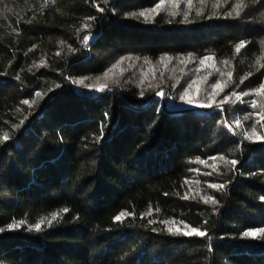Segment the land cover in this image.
<instances>
[{
  "label": "trees",
  "instance_id": "obj_1",
  "mask_svg": "<svg viewBox=\"0 0 264 264\" xmlns=\"http://www.w3.org/2000/svg\"><path fill=\"white\" fill-rule=\"evenodd\" d=\"M237 2L0 0V264H264V236H243L264 229V139L235 125L264 100L169 110L184 85H140L135 67L90 93L118 61L204 57L227 61L225 90L251 91L264 0L239 16ZM197 178L204 195L190 194Z\"/></svg>",
  "mask_w": 264,
  "mask_h": 264
},
{
  "label": "rangeland",
  "instance_id": "obj_2",
  "mask_svg": "<svg viewBox=\"0 0 264 264\" xmlns=\"http://www.w3.org/2000/svg\"><path fill=\"white\" fill-rule=\"evenodd\" d=\"M206 58V57H204ZM202 58V59H204ZM201 59H189V58H179V59H168L162 58L161 60L155 63L149 64H139L136 65L134 61H125L119 64L118 67L111 68L112 71L109 72L108 76L100 80L98 83L99 87L101 85H105L106 83H110L118 80L126 71L134 68V71L139 74V84L140 85H148L150 83H154L157 81L167 82L171 81L172 84H183L185 90L187 89L188 95L185 99L181 98V102L179 104H175L171 99L167 102V108L169 110H183V109H197L201 107L200 103L196 102L198 99H202V97L206 96L211 102H218L220 104H243L249 103L250 107H252L253 102L258 104L259 100H264V94H249L242 95L243 93H236L232 91L225 90V82L227 80V71L226 64L224 62H218L213 59H206L203 64L200 63ZM162 61V62H161ZM138 69V70H137ZM212 76V77H211ZM194 82V83H193ZM209 82L210 85L207 84V87H203L205 83ZM217 82H220L221 88L213 89V85ZM264 82V78H262L260 84ZM259 84V85H260ZM191 85V87H189ZM257 85L254 89L258 88ZM98 87V88H99ZM185 90L183 91L181 97L184 95ZM253 90V89H252ZM252 90L248 93H252ZM99 92L98 90H90L91 94H95ZM232 93H236L241 96L240 100L236 99L235 95ZM225 97H230L228 102L222 103ZM190 101V102H188ZM260 122L259 115L254 114L251 117V123H244L241 126V133L244 137L247 138V135L251 133L252 129H256V136H252L250 140L259 141L257 136H260L259 133V123ZM237 119L235 121V125L237 126ZM217 162L214 160L204 161V166L206 169H211L216 167ZM201 174L208 176V171H202ZM201 176V175H200ZM190 194L195 195H204L203 188L199 183V179L192 181L189 185ZM169 228H171L174 232H177V229H180L177 233H184L187 231H191V229L187 228L185 225L176 222L170 221L168 222Z\"/></svg>",
  "mask_w": 264,
  "mask_h": 264
},
{
  "label": "snow or ice",
  "instance_id": "obj_3",
  "mask_svg": "<svg viewBox=\"0 0 264 264\" xmlns=\"http://www.w3.org/2000/svg\"><path fill=\"white\" fill-rule=\"evenodd\" d=\"M52 2H54V0H52ZM187 2H188V5L191 6V4H192V0H187ZM202 2H203V0H202ZM47 3H48V0H44V4H45V6L47 5ZM171 3H173V4L175 5V4L177 3V0H171ZM217 6H218V5H217ZM160 7H161V4H157L153 9H151V10H147V11H141V12H139L138 15L147 18L152 12H156V10L159 9ZM244 7H246L245 0H238V2H237L236 5H235V9H234V10H235V14H236L237 16H239V15L241 14V10H242ZM174 14H175V13H173V15H174ZM231 14H232V13L230 12L229 15H231ZM131 15H136V14L133 13V14H131ZM85 39H87V37H85ZM245 47H246V42H245V41H240L239 43H237V44L235 45V52H236V53H240L241 50L244 49ZM206 59H209V60H210V59H212V57H206V58H204V59H201V60H200V63L203 64V63L205 62ZM261 59H264V56H262ZM161 62H162V61H161ZM120 63H122V61H118L116 65H113V68L118 67ZM146 63H147V61H146ZM224 63H227V61H225ZM257 63L259 64L260 68H264V64H260L259 61H257ZM111 71H112V69H109L108 71H106V72L104 73V78H106V77L108 76L109 72H111ZM227 75L229 76V79H231L232 74H231V73H228ZM78 83L83 84L84 81H83V80H80V81H78ZM193 83H194V82H193ZM225 84H226V82H225ZM105 87H106V85H101L97 90H98V91H103V90L105 89ZM189 87H191V85H189ZM212 87H213V89L215 90V89H217V88H221V84H220V82H217V83L214 84ZM221 90H222V88H221ZM161 94H162V93H161ZM249 94H257V95L264 94V82H262V83L259 85L258 88L253 89V90H252V93L245 92V93H243L242 95H249ZM187 95H188V92H187V89H186L184 95H183L181 98H182V99H185V97H187ZM232 95H235L237 100H240V99H241V96H240V95H237L236 93H232ZM229 99H230V97H225L224 100L222 101V103H226V102H228ZM188 102H190V101H188ZM24 103L27 104V103H29V101H24ZM200 106H201V107H205V106H210V105H200ZM256 106H257L256 103L253 102L252 107H256ZM257 115L260 116V119H261V120H264V114L257 113ZM257 123H259V121H257ZM237 126H239V122H237ZM256 135H257V133H256V129L253 128L252 131H251V133L247 135V138H248V139H251L252 136H256ZM8 138H9V137H8L7 133H5V134L3 135V137H0V141L7 140ZM257 138H258V139H264V137H261V136H257ZM200 162H201V163H204V161H200ZM230 163H231L232 165H235V164L237 163V161L233 160V161H230ZM213 187H217V186H216V185H213ZM219 187H223V185H220ZM63 211H64V212H67L68 210H67V209H63ZM127 215H130V213L121 212V213H120L119 215H117L114 219H115L116 221H121V220H122L125 216H127ZM56 218H57V214H56V213H53V214H52V219L54 220V219H56ZM42 223H44V220H41L40 223H37L36 225H34L35 229H36V230H39L40 227H41V224H42ZM49 223H51V221H49ZM9 227H18V225H10ZM169 231L171 232L172 229L170 228ZM176 231L179 232L180 229H177ZM183 234H184V235H193V234H195V235H200V236L206 235V233L201 232V231H199V230H197V229H195V228H192L191 231L184 232ZM243 236H244V237H251V238H258V237H261V236H264V229H258V230H255V231H245V232L243 233Z\"/></svg>",
  "mask_w": 264,
  "mask_h": 264
}]
</instances>
